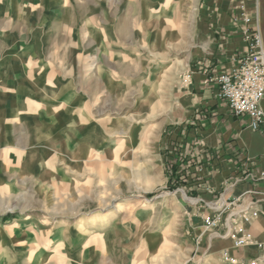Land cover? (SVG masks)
<instances>
[{
	"label": "rangeland",
	"instance_id": "rangeland-1",
	"mask_svg": "<svg viewBox=\"0 0 264 264\" xmlns=\"http://www.w3.org/2000/svg\"><path fill=\"white\" fill-rule=\"evenodd\" d=\"M206 1L0 0V264H264L259 213L202 198L166 155L211 50ZM244 15L264 48V0L238 6L245 57Z\"/></svg>",
	"mask_w": 264,
	"mask_h": 264
},
{
	"label": "crops",
	"instance_id": "crops-1",
	"mask_svg": "<svg viewBox=\"0 0 264 264\" xmlns=\"http://www.w3.org/2000/svg\"><path fill=\"white\" fill-rule=\"evenodd\" d=\"M244 1L251 11L256 0H207L203 23L208 31L211 50L195 68L194 104L187 122L172 130L167 138V159L177 155L182 164L185 184L207 200L228 193L240 199L239 209L250 206L257 211L248 228L255 241L264 243V162L250 165L264 153V134L254 133L247 123L232 115L219 90L208 87L204 76H213L240 66L248 51L242 38L243 24L238 6ZM207 72V74H205ZM181 162V163H180ZM241 180L236 184V181ZM254 253H259L253 249Z\"/></svg>",
	"mask_w": 264,
	"mask_h": 264
},
{
	"label": "built area",
	"instance_id": "built-area-1",
	"mask_svg": "<svg viewBox=\"0 0 264 264\" xmlns=\"http://www.w3.org/2000/svg\"><path fill=\"white\" fill-rule=\"evenodd\" d=\"M243 18L247 25L243 37L249 43V52L241 59L240 68L217 77L219 93L235 115L250 120L253 131L264 133V48L260 47V35L249 28V16Z\"/></svg>",
	"mask_w": 264,
	"mask_h": 264
},
{
	"label": "bare ground",
	"instance_id": "bare-ground-1",
	"mask_svg": "<svg viewBox=\"0 0 264 264\" xmlns=\"http://www.w3.org/2000/svg\"><path fill=\"white\" fill-rule=\"evenodd\" d=\"M100 224L101 223L99 222L98 219H96V218L95 219H90V220H87L86 222L82 223L81 228L83 230L91 228V227L98 228V227H100Z\"/></svg>",
	"mask_w": 264,
	"mask_h": 264
}]
</instances>
